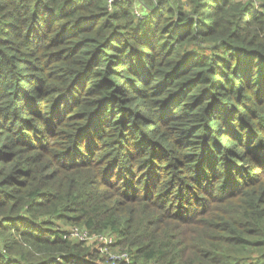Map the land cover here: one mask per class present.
I'll return each mask as SVG.
<instances>
[{
    "label": "trees",
    "instance_id": "16d2710c",
    "mask_svg": "<svg viewBox=\"0 0 264 264\" xmlns=\"http://www.w3.org/2000/svg\"><path fill=\"white\" fill-rule=\"evenodd\" d=\"M74 228L264 264V0H0V264H106Z\"/></svg>",
    "mask_w": 264,
    "mask_h": 264
},
{
    "label": "built area",
    "instance_id": "2783aa9c",
    "mask_svg": "<svg viewBox=\"0 0 264 264\" xmlns=\"http://www.w3.org/2000/svg\"><path fill=\"white\" fill-rule=\"evenodd\" d=\"M110 1L112 2V0ZM258 7H259V3L255 2V8L257 9ZM70 237L78 238L81 241H87L91 237V235L86 231H80L78 228H74L70 232ZM112 243H113L112 236L110 235L101 236L99 238V247H100L101 253L103 255L110 256V258L113 259L114 261L122 260L125 262H130V257L127 253H112L109 250V247L112 245ZM113 254H115L116 256H114Z\"/></svg>",
    "mask_w": 264,
    "mask_h": 264
},
{
    "label": "rangeland",
    "instance_id": "374dc122",
    "mask_svg": "<svg viewBox=\"0 0 264 264\" xmlns=\"http://www.w3.org/2000/svg\"><path fill=\"white\" fill-rule=\"evenodd\" d=\"M71 231H72V229H71ZM70 231V232H71ZM95 241H98L99 242V239L97 238V237H94V236H92L91 235V237L86 241V243H88V244H92V243H94ZM97 242V243H98ZM98 248H99V243H98V246H97ZM100 249V248H99ZM112 253H114V252H112ZM103 255V254H102ZM114 256H116L115 254H113ZM103 256H105L104 257V259H105V263L106 264H116V262L113 260V259H111L110 258V256H107V255H103ZM120 261H122V260H120Z\"/></svg>",
    "mask_w": 264,
    "mask_h": 264
}]
</instances>
